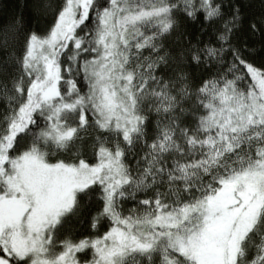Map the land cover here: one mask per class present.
<instances>
[{
	"label": "snow or ice",
	"instance_id": "obj_1",
	"mask_svg": "<svg viewBox=\"0 0 264 264\" xmlns=\"http://www.w3.org/2000/svg\"><path fill=\"white\" fill-rule=\"evenodd\" d=\"M0 264H264V0L0 7Z\"/></svg>",
	"mask_w": 264,
	"mask_h": 264
},
{
	"label": "trees",
	"instance_id": "obj_2",
	"mask_svg": "<svg viewBox=\"0 0 264 264\" xmlns=\"http://www.w3.org/2000/svg\"><path fill=\"white\" fill-rule=\"evenodd\" d=\"M12 2V0H0V7L9 5Z\"/></svg>",
	"mask_w": 264,
	"mask_h": 264
}]
</instances>
